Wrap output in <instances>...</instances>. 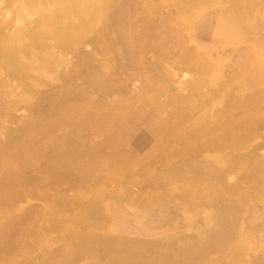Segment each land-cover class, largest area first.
Here are the masks:
<instances>
[{
    "label": "rangeland",
    "instance_id": "374dc122",
    "mask_svg": "<svg viewBox=\"0 0 264 264\" xmlns=\"http://www.w3.org/2000/svg\"><path fill=\"white\" fill-rule=\"evenodd\" d=\"M0 264H264V0H0Z\"/></svg>",
    "mask_w": 264,
    "mask_h": 264
}]
</instances>
